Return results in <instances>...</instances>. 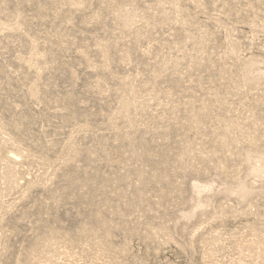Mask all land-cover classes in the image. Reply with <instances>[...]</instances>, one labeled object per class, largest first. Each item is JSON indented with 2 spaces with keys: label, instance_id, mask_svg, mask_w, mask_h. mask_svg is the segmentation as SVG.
Instances as JSON below:
<instances>
[{
  "label": "rangeland",
  "instance_id": "obj_1",
  "mask_svg": "<svg viewBox=\"0 0 264 264\" xmlns=\"http://www.w3.org/2000/svg\"><path fill=\"white\" fill-rule=\"evenodd\" d=\"M0 264H264V0H0Z\"/></svg>",
  "mask_w": 264,
  "mask_h": 264
}]
</instances>
